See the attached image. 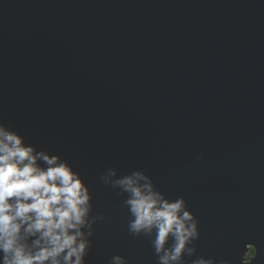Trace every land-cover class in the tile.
Segmentation results:
<instances>
[{"label": "water", "instance_id": "water-1", "mask_svg": "<svg viewBox=\"0 0 264 264\" xmlns=\"http://www.w3.org/2000/svg\"><path fill=\"white\" fill-rule=\"evenodd\" d=\"M0 124L87 186L85 264H161L138 171L193 214L171 264H264V0H0Z\"/></svg>", "mask_w": 264, "mask_h": 264}, {"label": "clouds", "instance_id": "clouds-1", "mask_svg": "<svg viewBox=\"0 0 264 264\" xmlns=\"http://www.w3.org/2000/svg\"><path fill=\"white\" fill-rule=\"evenodd\" d=\"M114 183L130 194L125 202L134 217L129 231L139 234L155 228V250L164 252L161 264L179 261L189 239L198 234L183 198L169 201L139 171ZM89 199L87 186L71 165L57 155L37 152L23 136L0 124V264H85L89 241L81 229L85 224L91 228ZM170 235L175 243L166 250ZM29 237L35 239L29 243ZM112 260L126 264L120 255Z\"/></svg>", "mask_w": 264, "mask_h": 264}, {"label": "trees", "instance_id": "trees-1", "mask_svg": "<svg viewBox=\"0 0 264 264\" xmlns=\"http://www.w3.org/2000/svg\"><path fill=\"white\" fill-rule=\"evenodd\" d=\"M253 249H254L253 247H250V250H251V252L249 253L250 256L254 255V250ZM250 256H248V257H250Z\"/></svg>", "mask_w": 264, "mask_h": 264}, {"label": "rangeland", "instance_id": "rangeland-1", "mask_svg": "<svg viewBox=\"0 0 264 264\" xmlns=\"http://www.w3.org/2000/svg\"><path fill=\"white\" fill-rule=\"evenodd\" d=\"M251 247H252V246H251ZM250 252H251V250L248 249V251L246 252V254H245V256H244L246 259H247L248 256H250V255H249Z\"/></svg>", "mask_w": 264, "mask_h": 264}]
</instances>
